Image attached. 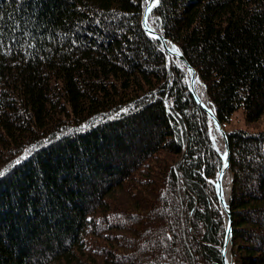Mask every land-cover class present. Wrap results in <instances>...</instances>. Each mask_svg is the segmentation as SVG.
<instances>
[{
    "label": "trees",
    "instance_id": "16d2710c",
    "mask_svg": "<svg viewBox=\"0 0 264 264\" xmlns=\"http://www.w3.org/2000/svg\"><path fill=\"white\" fill-rule=\"evenodd\" d=\"M147 4L0 0V264H224L223 152ZM148 26L227 133L230 264H264V129H229L264 117V0Z\"/></svg>",
    "mask_w": 264,
    "mask_h": 264
},
{
    "label": "water",
    "instance_id": "95a60500",
    "mask_svg": "<svg viewBox=\"0 0 264 264\" xmlns=\"http://www.w3.org/2000/svg\"><path fill=\"white\" fill-rule=\"evenodd\" d=\"M151 3H152V0H148V4L146 6V9H145V11L143 13V17H142V23H143L145 30L151 36L156 37L161 42V44L165 47V49L167 50L170 57L177 58L186 67L187 72L189 74V77H188L189 89H190L192 95L194 96L198 105H200V107H202V109L209 115V117L211 118L212 124H213V128L221 135L223 142H224L223 153H227V161L226 162H227L228 167H226V168L224 167L225 160L222 158L223 164H222V168L219 171L217 179L215 181V186L217 184L220 185L219 190L217 188H216V190H217L219 202L221 204L223 211L225 212L226 220H227V234H226V238H225L224 245L222 248V260H223L224 264H230L229 249H230V239H231V234H232V218H231V213L229 211V207H228V203H227L228 196L225 195V193L223 192V180H224V177H225L227 171L230 168V148H229L227 133H226L225 129L223 128V126L221 125V123L219 122L216 114L209 107L208 101L203 99L202 96L196 91L195 79L198 80L197 71L188 63V61L183 56V54L181 53L180 50H179V53H177L174 50V48L175 49H178V48L173 42L166 39L164 36L157 33L155 30L151 29L148 26V18H149L151 10L153 8V7H151ZM229 229L231 230L230 232L228 231Z\"/></svg>",
    "mask_w": 264,
    "mask_h": 264
},
{
    "label": "rangeland",
    "instance_id": "374dc122",
    "mask_svg": "<svg viewBox=\"0 0 264 264\" xmlns=\"http://www.w3.org/2000/svg\"><path fill=\"white\" fill-rule=\"evenodd\" d=\"M198 92H199V94H201L203 99L206 97L205 91L200 84H199ZM229 129L230 130H232V129H249L250 131H257V130L264 129V117L260 120L259 123L255 124V125H247L245 122L243 110L240 109L234 114L233 120H232L231 124L229 125ZM213 137H215V145L219 149H221V151L223 152L224 151V142H223L222 137L220 136V134L216 130H213V132H212V138ZM223 192L225 193V195L228 196L227 173H226L224 180H223Z\"/></svg>",
    "mask_w": 264,
    "mask_h": 264
},
{
    "label": "snow or ice",
    "instance_id": "6c2138e0",
    "mask_svg": "<svg viewBox=\"0 0 264 264\" xmlns=\"http://www.w3.org/2000/svg\"><path fill=\"white\" fill-rule=\"evenodd\" d=\"M146 2H147V0H146ZM159 4V0H152V3H151V7H155V6H157ZM150 10V9H149ZM154 38H156V37H154ZM174 50L177 52V53H179V49H175L174 48ZM213 142L215 143V137H213ZM217 151L219 152L220 151V149H217ZM222 158L225 160V163H224V167L226 168V167H228V165H227V153H223L222 154ZM20 163V161L18 160L17 161V164H19ZM0 175H3V173H0ZM209 183H214L213 181H209ZM216 188L219 190V188H220V185H216ZM229 232L231 231L230 229L228 230Z\"/></svg>",
    "mask_w": 264,
    "mask_h": 264
},
{
    "label": "bare ground",
    "instance_id": "6f19581e",
    "mask_svg": "<svg viewBox=\"0 0 264 264\" xmlns=\"http://www.w3.org/2000/svg\"><path fill=\"white\" fill-rule=\"evenodd\" d=\"M186 72H187V69H186ZM187 74H188V72H187ZM188 77H189V74H188ZM195 87H196V91L198 92V90H199V82H198V80L197 79H195ZM199 93V92H198ZM201 95V94H200Z\"/></svg>",
    "mask_w": 264,
    "mask_h": 264
}]
</instances>
